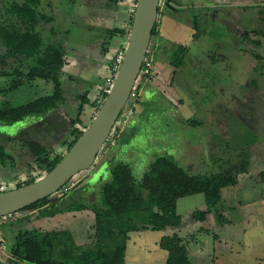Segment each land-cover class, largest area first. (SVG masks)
I'll use <instances>...</instances> for the list:
<instances>
[{
  "label": "rangeland",
  "instance_id": "obj_1",
  "mask_svg": "<svg viewBox=\"0 0 264 264\" xmlns=\"http://www.w3.org/2000/svg\"><path fill=\"white\" fill-rule=\"evenodd\" d=\"M13 1L17 0H0V9ZM182 4L184 9H162L166 27L161 32L162 46L153 58L152 77L139 78L136 83L139 92L133 102L135 115L127 112L122 118L121 112L115 124L127 131L115 136L116 140L113 137L110 144L116 141L115 145L105 143L94 164L71 179L68 188L73 189L65 195L64 204L98 202L101 185L109 179V170L118 160L129 163L136 178L160 154L189 174H232L237 183L221 189L219 201L204 219L192 216L207 207L204 195L195 194L178 199L179 226L129 232L125 264H166L167 251L160 248L159 241L172 234L182 238L191 264H264V38L257 33L264 32V0H182ZM72 7L70 0H40L38 10L53 18L46 25L45 38L51 36L53 28V37L64 44L66 55L76 57L83 50L77 44L74 50L69 48L65 32ZM195 16L200 28L197 36L192 24ZM88 39L95 40L93 34ZM254 40L259 44L255 45ZM179 44L187 46L189 52L183 65L174 67L168 59ZM106 72L99 68L95 74L97 86L106 84ZM74 80L73 86L63 79L66 90L80 95L88 90V99H93L97 88L92 81L88 77L87 82ZM5 84L6 79L0 77V85ZM51 89V83L38 79L6 97L0 95V103L8 99L12 105L23 104ZM77 103L64 107L69 116L74 115ZM83 107L82 118L88 124L90 108L87 104ZM45 123L47 127L51 124L49 120ZM113 131L119 134L118 129ZM0 133L16 136L18 131L0 124ZM38 136L45 144H56L57 139L47 128ZM27 159L22 155L10 176L0 169V183L6 190L24 180ZM243 160L247 161L246 172L238 171ZM15 219L0 220V264H14L7 253L19 230L64 229L77 245L85 246L90 244L94 223L89 210L58 213L50 220L34 216L23 221Z\"/></svg>",
  "mask_w": 264,
  "mask_h": 264
},
{
  "label": "trees",
  "instance_id": "obj_2",
  "mask_svg": "<svg viewBox=\"0 0 264 264\" xmlns=\"http://www.w3.org/2000/svg\"><path fill=\"white\" fill-rule=\"evenodd\" d=\"M179 2L167 0L162 9L170 7L169 3L173 7ZM39 4L40 0H17L0 9V77L6 79V84L0 85V95L6 97L10 92L23 85H30L38 79L51 83L52 89L49 93L19 105H12L8 99H4L0 103V124L10 125L34 116L44 118L43 116L53 114L59 123H63L60 131L62 138L54 137L57 132L53 133L52 136L57 139L56 144L49 145L41 142L40 137L23 139L18 135L0 133V166L15 169V156L22 151L28 157L25 178L15 188L33 182L54 168L85 129L81 127L83 106L87 104L92 111L88 119L89 124L107 95L104 92L105 87L91 100L87 97L88 90L81 95L73 94V99L78 101L74 115L68 117L65 111L67 121L61 117L62 109L69 106L68 97L72 94L63 86V79L73 83L71 80L74 78L62 71L66 52L64 44L57 42L53 37L54 29L50 28L51 36L48 39L44 36L46 25L52 22L53 18L38 10ZM162 9L158 8L157 20L148 46V54H152L153 58L155 51L162 46L161 33L158 31ZM131 22L132 13L129 29ZM192 24L196 31L194 36H197L200 29L197 16L192 20ZM116 31L113 29L105 33L112 37ZM257 33L264 38V32ZM124 36L126 40L121 45L122 49H125L127 43L128 30L124 32ZM253 43L259 44L257 40ZM108 44L101 48L103 52L108 51ZM188 52L187 46L176 45L168 59L169 64L181 67ZM252 54L261 59L260 55ZM138 92L137 89V95ZM134 101L136 99L132 101V113L135 115ZM122 112L124 116L127 108ZM183 122L188 124L190 121ZM115 128L119 134L114 132L107 139L105 143L109 147L116 144V141L110 144L113 137L116 140L120 134L125 133V129L121 130L120 126L115 125ZM16 141L18 143H15ZM238 168V171L246 172L247 161L243 160ZM71 181L58 192L6 216L5 219L11 221L16 217L15 220L23 221L30 216L50 219L58 213L89 210L94 215L90 244L77 245L71 233L64 229L19 230L15 234L14 244L8 251L14 264H125L129 232L164 230L179 226L181 216L176 212L177 201L195 194L204 195L207 207L205 211L193 212L192 216L204 219L206 213L210 212V207L219 201L221 189L235 185L237 178L235 175L223 173L189 174L177 162L160 154L154 157L139 178L134 176L129 163L116 161L109 170V179L101 185L99 201L93 204L87 205L81 201L64 204L65 195L73 189L69 187L65 190ZM159 246L167 251L166 264H191L186 245L177 234L163 236Z\"/></svg>",
  "mask_w": 264,
  "mask_h": 264
},
{
  "label": "water",
  "instance_id": "obj_3",
  "mask_svg": "<svg viewBox=\"0 0 264 264\" xmlns=\"http://www.w3.org/2000/svg\"><path fill=\"white\" fill-rule=\"evenodd\" d=\"M158 5L159 0H137L122 63L98 111L76 142L48 173L19 188L0 192L1 221L58 192L76 174L88 170L94 164L125 108L139 75L157 20Z\"/></svg>",
  "mask_w": 264,
  "mask_h": 264
},
{
  "label": "crops",
  "instance_id": "obj_4",
  "mask_svg": "<svg viewBox=\"0 0 264 264\" xmlns=\"http://www.w3.org/2000/svg\"><path fill=\"white\" fill-rule=\"evenodd\" d=\"M73 1L72 7V16L69 21V26L65 29L67 40L70 44L71 49H75L76 44L81 47L83 50L82 55L76 57H72L71 55H65L66 61L62 68V71L66 75H71L74 79L84 80L87 82L88 80L92 81L93 86L97 88L93 94V99L100 94L101 89L106 86H97L95 74L98 72L99 68H105L108 70V66L110 64L111 59L121 48V45L125 43L126 37L124 36V32L128 30L129 18L131 14V2L132 0H82L81 2ZM171 4L169 3L168 6ZM75 6V7H74ZM171 8V7H168ZM100 9V10H99ZM104 12V14H102ZM163 15L159 18V26L158 31L161 33L165 28L163 23ZM161 20V23H160ZM116 29L117 31L112 35V37L108 36L105 32L109 30ZM95 38L93 42L90 39L87 40L88 36H92ZM108 44L109 48L107 52H103L101 48H103L104 44ZM82 44L84 46L82 47ZM67 46H69L67 44ZM112 46L113 50H112ZM73 47V48H72ZM93 50L92 54H90L89 50ZM95 50V51H94ZM111 50L113 52H111ZM86 51V52H85ZM91 59H94L91 61ZM87 73V74H86ZM89 75V76H88ZM110 75V72H106L105 79ZM90 76L94 77L90 79ZM88 77V80H87ZM73 81V86L75 80ZM93 79V80H92ZM69 81V80H68ZM72 93V92H71ZM69 106H75L76 100L73 99V93L68 97ZM71 108V107H70ZM62 115L60 116L67 121L68 117L65 115V109H62ZM92 111L89 109L87 112V119H89ZM34 116L23 121L10 124V127H13L14 130L18 131L17 135L25 138H38V134L43 128H47L50 131V134L55 132L60 133L63 128V123H59L55 118V115H47V116ZM43 120V121H40ZM45 120H49L51 122L50 126L47 127V123ZM134 118H131L129 121L132 123ZM56 121V122H55ZM61 124V125H60ZM9 125V124H8ZM85 120L81 115V127L87 126ZM131 126V124H130ZM33 128V129H32ZM32 130V131H31ZM130 130V129H129ZM125 131L127 129L125 128ZM15 155V154H14ZM24 155L26 158L27 155L22 151L20 154H16L17 164L18 159H21V156ZM23 160V159H22ZM20 164V163H19ZM28 164L26 165V167ZM25 167V168H26ZM2 172L6 175H11L14 169H10L7 167L0 166ZM0 185H2L0 183ZM3 186V185H2ZM4 187V186H3ZM4 187V191H5ZM177 208V207H176ZM50 220V219H49ZM5 221V220H4ZM6 221H10L6 219ZM13 222V220H11ZM129 241V238L127 242ZM127 248V244H126ZM8 258H10L9 253H7Z\"/></svg>",
  "mask_w": 264,
  "mask_h": 264
},
{
  "label": "built area",
  "instance_id": "obj_5",
  "mask_svg": "<svg viewBox=\"0 0 264 264\" xmlns=\"http://www.w3.org/2000/svg\"><path fill=\"white\" fill-rule=\"evenodd\" d=\"M136 2H137V0H132V2H131V13H132V15H133V12H134V9L136 6ZM165 4H167V0H159L158 8H160V9L164 8ZM129 31H130V29L128 28V33H129ZM124 50L125 49L119 48L118 51L115 53V55L113 56V58L110 61V64L108 66V70L110 72V75L105 79L106 86H105L104 92H106V93L108 92L111 84L113 83L115 75H116V73H117V71H118V69L122 63V60L124 57ZM152 71H153V55L148 54V51H147L146 56L144 58V61L142 63L139 75H138V77L135 81V84H134V86H133V88L129 94V97H128V100H127V103L125 106V108H127L128 113H132V101L134 99H136V96H137V94H136V90H137L136 89L137 88L136 83H137L138 79L139 78L142 80L148 79L152 75ZM123 117H126V114L124 116H122V118ZM114 129H115V126L113 127L109 138L114 133V131H113ZM67 189H68V187L65 188V190H67ZM2 191H4V187L2 185H0V192H2Z\"/></svg>",
  "mask_w": 264,
  "mask_h": 264
},
{
  "label": "flooded vegetation",
  "instance_id": "obj_6",
  "mask_svg": "<svg viewBox=\"0 0 264 264\" xmlns=\"http://www.w3.org/2000/svg\"><path fill=\"white\" fill-rule=\"evenodd\" d=\"M180 2L178 3V5H175V6H173L172 7V5H170V7L172 8V9H174L175 11L176 10H178V9H184L185 7L183 6V4H182V0H179ZM188 7V6H187Z\"/></svg>",
  "mask_w": 264,
  "mask_h": 264
}]
</instances>
